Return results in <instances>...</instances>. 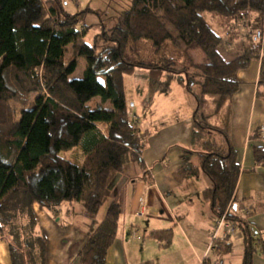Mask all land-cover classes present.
I'll return each mask as SVG.
<instances>
[{"label":"trees","instance_id":"obj_1","mask_svg":"<svg viewBox=\"0 0 264 264\" xmlns=\"http://www.w3.org/2000/svg\"><path fill=\"white\" fill-rule=\"evenodd\" d=\"M205 14L247 21L264 39V0H130L115 26L92 45L85 40L91 26L79 30V15L64 11L58 0H0V103L35 94L17 118L0 121V241L9 237L18 243L8 241L12 264H47L48 240L38 230L35 207L55 212L62 202L81 204L90 220L80 264H105L122 212L111 193L118 177L129 164L148 175L146 144L129 118L126 76L137 69L183 75L200 107L206 97L218 98L221 106L240 91L239 74L260 62L257 97L264 100V42L255 44L249 34V47L229 59L221 48L224 39ZM140 43H149L155 57L135 61L131 52ZM195 49L203 52L202 63L191 57ZM79 58L86 60L83 77L70 80ZM182 58L188 64L183 65ZM94 100H99L95 107ZM229 141L224 130L195 120L190 149L197 166L185 165L174 178L182 183L201 172L209 178L212 187L203 192L204 200L218 218L226 216L241 230L243 264H252L254 255L264 251V234L230 214L240 162ZM74 150L80 158L66 156ZM254 156L264 166V148H254ZM109 198L100 222V210ZM152 236L165 247L171 244V230ZM231 249L232 243L220 242L212 254L221 259Z\"/></svg>","mask_w":264,"mask_h":264},{"label":"crops","instance_id":"obj_2","mask_svg":"<svg viewBox=\"0 0 264 264\" xmlns=\"http://www.w3.org/2000/svg\"><path fill=\"white\" fill-rule=\"evenodd\" d=\"M191 53L196 63L205 61L199 49ZM260 67V62H253L249 69L242 71L240 91L221 106L212 97L204 98L202 103H210L217 115H221L220 121L206 124L224 130L238 153L240 176L230 214L246 219L264 234V166L254 156V148H264V100L257 97ZM149 74L156 71L149 70ZM163 75L166 81L180 88L170 99L158 94L161 101H152L156 107L152 113L142 109L144 117L150 116L148 131L141 124L147 132L143 161L148 175L138 169L135 178L118 177L114 187L116 196L112 198L120 201L122 212L105 264H218L219 258L208 252L214 234L219 241L225 239L232 243V249L223 254L219 264H243L245 244L241 230L234 225H231L234 232L224 226L217 230L220 218L204 200L203 192L212 187L209 178L203 172L182 183L174 178L175 172L185 165L197 166V155L190 144L200 106L187 91L183 75L161 73L160 76ZM156 103L163 105L159 115ZM170 110L180 116L164 123ZM149 125L153 126L151 130ZM220 141L224 145L223 138ZM69 204L71 208L66 212L74 217L61 225L53 223L58 210L35 207L38 230L48 240L47 264H80V252L90 236V220L83 215L81 204ZM104 218L100 220L98 216L100 222ZM168 230L172 231V241L165 247L152 233ZM2 259L12 264L9 245L4 241H0V264ZM252 264H264V251L254 255Z\"/></svg>","mask_w":264,"mask_h":264},{"label":"rangeland","instance_id":"obj_3","mask_svg":"<svg viewBox=\"0 0 264 264\" xmlns=\"http://www.w3.org/2000/svg\"><path fill=\"white\" fill-rule=\"evenodd\" d=\"M48 1V0H43ZM60 1L64 11L70 14H77L81 20V26H79V30L83 25H89L90 28L87 29L85 40L90 45L94 44L100 40L102 33L110 30L117 23L118 17L127 11L130 7V0H58ZM205 20L208 22L210 27L221 37L224 39V44L221 47L222 50L225 49L224 53L229 58L232 59L235 56L241 54L243 49L249 47V41L247 36L250 34L252 36V41L255 44H262L263 40H256V33L259 30L251 31L247 26V21L244 22H236L233 17H224L216 14H205ZM133 52H131V57L137 60H144L146 58H150L154 56V50L152 49L149 43H140L138 46L133 48ZM191 57L192 53H190ZM155 57V56H154ZM70 59V56H68ZM194 59V58H193ZM146 61V60H145ZM180 62L183 65L188 64V62L182 58ZM179 62V63H180ZM180 63V67L182 64ZM86 69V60L84 58L78 59V67L75 73L70 77V80L81 79L83 77V73ZM156 74H149V70L146 69H137L132 75L126 76L125 78V92L126 98L129 106L130 120L133 125L138 126L141 131V136L143 138V142L146 144L147 135L146 130L148 131V123L150 121L148 114L143 116L142 109L146 112L152 113L155 111L152 101L160 102L158 97H165L170 99V96L175 95L179 90V85L176 83H170L166 81L165 76H160L161 73H167L160 70H154ZM180 76V75H178ZM9 83L12 81L13 76L11 74L8 75ZM185 77V76H183ZM165 81V82H164ZM200 81V80H199ZM11 87H15L14 85L9 84ZM194 91L199 90V86H194ZM159 96L157 97V95ZM34 93L27 95H19L17 101H12L10 103L2 104L0 103V121H7L10 115H15L17 118L19 112L22 108L28 105L33 97ZM157 97V98H156ZM153 99V100H152ZM218 99V98H216ZM174 102V101H173ZM176 102V101H175ZM99 103V100H94L91 102L92 106H96ZM158 106V115L161 113L163 105L156 103ZM155 104V105H156ZM217 105V101H216ZM156 108V107H155ZM168 119L166 118L164 123H168V121L172 122L175 117H179L180 114L178 112H174L173 110L169 111ZM13 120H15L13 118ZM196 120L203 121L204 124H213L216 121L221 120V115H217L215 107L210 105V103H202L200 110L197 114ZM1 123V122H0ZM144 128H142V126ZM4 124H1V126ZM150 130L153 126L149 125ZM6 127H2L1 129L5 130ZM102 129H105V126H101ZM148 128V129H147ZM80 155L78 151H72L68 153L66 156L69 158H76ZM138 167L135 164H129L126 167V171L124 173L126 178H135L136 173L138 171ZM123 175V176H124ZM117 189L113 193L116 196ZM112 199H108L104 204L103 208L100 211L99 219L101 220L106 213L109 203ZM71 208L68 202H62L56 209L59 211V215L53 219V223L55 224H63L64 221H70L74 217L73 214H69L66 211ZM50 211V210H49ZM69 211V210H68ZM53 214V213H52ZM50 218H52L50 216ZM75 219V218H74ZM139 219V218H138ZM60 220V222H59ZM77 222V221H76ZM47 228V227H45ZM6 234H9V230H6ZM5 243L8 241H12L17 246L18 243L14 242L11 238H3ZM22 243H24L23 238L21 239ZM9 245V243H8ZM211 245V244H210ZM18 248V247H17ZM209 252V251H208ZM4 263V259H2ZM6 264V263H4Z\"/></svg>","mask_w":264,"mask_h":264},{"label":"built area","instance_id":"obj_4","mask_svg":"<svg viewBox=\"0 0 264 264\" xmlns=\"http://www.w3.org/2000/svg\"><path fill=\"white\" fill-rule=\"evenodd\" d=\"M255 37H256V40L262 39L261 33L259 31L256 33ZM217 223H218L217 224V230L224 226L225 228L230 229L232 232H234V228L231 227V224L226 221V216H222ZM212 238H213L212 244L209 247V252H212L214 248H217V246L220 242L225 241V239L219 241L216 237V234H214Z\"/></svg>","mask_w":264,"mask_h":264},{"label":"bare ground","instance_id":"obj_5","mask_svg":"<svg viewBox=\"0 0 264 264\" xmlns=\"http://www.w3.org/2000/svg\"><path fill=\"white\" fill-rule=\"evenodd\" d=\"M233 226V225H232Z\"/></svg>","mask_w":264,"mask_h":264}]
</instances>
